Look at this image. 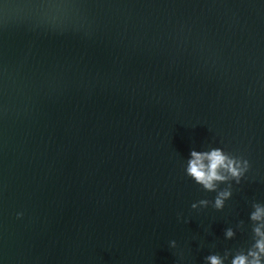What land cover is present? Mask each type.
Segmentation results:
<instances>
[{"label": "water", "instance_id": "1", "mask_svg": "<svg viewBox=\"0 0 264 264\" xmlns=\"http://www.w3.org/2000/svg\"><path fill=\"white\" fill-rule=\"evenodd\" d=\"M214 147L251 167L194 210ZM253 202L264 0H0V264H205L252 243Z\"/></svg>", "mask_w": 264, "mask_h": 264}, {"label": "clouds", "instance_id": "2", "mask_svg": "<svg viewBox=\"0 0 264 264\" xmlns=\"http://www.w3.org/2000/svg\"><path fill=\"white\" fill-rule=\"evenodd\" d=\"M251 164L241 155L226 152L222 148L214 147L206 151L192 150L186 165V175L201 185L207 192H215L214 200L201 199L193 203L191 208L199 210L211 206L217 211L223 210L225 202L232 197L233 184H240L242 178L249 171ZM224 184L226 187L220 188ZM249 219L251 221L252 243L246 248L235 252L226 249L223 255L210 254L205 257V264H264V204L253 202ZM18 218L23 213H18ZM178 219L180 216L178 215ZM244 221L236 225V229L243 231ZM236 231L229 227L225 229L226 239H233ZM176 241H170V247L175 248ZM231 257V259H229Z\"/></svg>", "mask_w": 264, "mask_h": 264}]
</instances>
